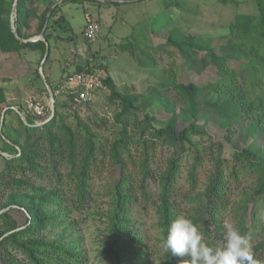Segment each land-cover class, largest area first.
<instances>
[{"label": "rangeland", "instance_id": "rangeland-1", "mask_svg": "<svg viewBox=\"0 0 264 264\" xmlns=\"http://www.w3.org/2000/svg\"><path fill=\"white\" fill-rule=\"evenodd\" d=\"M55 2L59 6L58 12L65 18V25L64 29L58 26L54 28L53 33L58 36L52 41L50 57L43 66L40 67L43 56L40 58L38 51L24 49L19 55L0 51V87L5 98L0 106V170L5 156H13L14 150L6 147L4 141L18 130L17 111L23 105L24 98L34 95L40 100L45 107L46 118L51 114L49 93L54 95L58 101L57 109L62 117V125L78 131L79 142L82 136L92 135L96 144V161L89 173L88 201L80 211H72L71 219L78 224L73 234L87 256L86 264H105L106 252H103L105 246L101 231L106 223L105 215L111 207V188L116 173L107 151L108 144L119 136L122 127L114 121L120 109L119 101L108 99L109 90L105 85L94 92L87 103L81 105H71L67 96L57 92V86L67 74L73 72L77 64L89 61L94 65V73L99 79L108 75L121 92L135 97L134 104L138 111L125 121L130 138L128 150L135 159L128 160L127 169L132 173V181L136 186L134 192L139 202L129 203L128 218L135 225L136 234L149 249L150 255L145 260L151 264H160L161 229L157 223L156 196L160 187L159 175L166 170L167 162L175 151H180L181 159L173 199L179 206V215L184 216L189 214L188 197L192 191L187 179L190 167L195 165L193 193H196L204 188L219 160H222V171L225 174L229 172L232 164L231 149L234 147L240 149L250 145L257 158H264V135L247 137L244 133V125L250 118H243L245 122L242 124L232 116V120L227 123V114L232 115L236 105L231 106L225 98L218 99L215 92L207 91L206 88L217 80L212 64L199 59L201 52H198L195 60L186 58L167 45L165 38L169 30L177 28L184 34H192L202 42L208 41L215 45L228 32L235 14L257 13V0H54L53 4ZM38 4L41 9L43 5ZM90 21L99 25V31L92 41L86 40L83 35L84 26ZM31 39H36V36ZM125 42L132 44V48L129 49L128 44L126 47L121 45ZM147 53L155 58L156 65H140L142 61L151 62ZM226 58L231 66H238L237 62H232L237 58ZM244 61L240 59V62ZM173 80L195 82L199 87H205L203 92H207L197 96L204 105L197 110L196 118H191L189 108L171 86ZM244 90L250 92L247 87ZM254 96L255 91L249 98ZM7 107L9 110L5 112L4 108ZM145 120L154 128L173 126L177 133L193 122L198 129H204L205 133L189 134V141L183 145L168 146L155 140L152 141L155 144L151 145V137L144 132L147 129ZM226 139H230L229 143ZM219 140L222 141V155L216 149ZM147 146L150 149H146ZM142 150L148 152L151 177L143 184V189L149 198H144L138 187V161H141ZM195 155L199 157V162H195ZM45 167V176L33 178V182L47 189H57L70 198L74 186L68 176V163L63 161L57 164L59 180L47 174L48 164ZM239 173L241 175L236 179L237 182L230 184V205L220 217L223 233L225 224L235 226L236 214L231 209L232 205L236 206L250 193L253 178ZM62 228L44 230L42 235L48 239L56 238ZM70 230L71 227L65 231L66 236ZM221 241H218L217 246ZM254 261L255 264H264V254L254 258Z\"/></svg>", "mask_w": 264, "mask_h": 264}, {"label": "trees", "instance_id": "trees-1", "mask_svg": "<svg viewBox=\"0 0 264 264\" xmlns=\"http://www.w3.org/2000/svg\"><path fill=\"white\" fill-rule=\"evenodd\" d=\"M12 2L13 0H0V51L19 55L22 50L29 49L40 52L41 58L45 49L42 39L23 41L11 31L9 16ZM53 2L54 0H17L14 12L15 31L21 39L42 33L48 42L49 51L42 66L50 57L52 41L58 36L53 33L54 28L58 26L64 29L65 25V18L58 12L59 6L55 4L51 7ZM38 3L43 5L41 9ZM165 43L186 58L195 60L198 52H201L199 59L210 62L213 73L217 75V80L212 82L211 87L206 88L207 91L215 92L218 99L225 98L231 106L236 105L235 112L232 115L227 114L226 122L232 120V116L242 124L245 122L243 118H250L244 125L246 136L264 135V0H257L255 14H235L228 26V32L222 35L215 45L208 41L202 42L192 34H184L177 28L169 30ZM127 44L131 49L132 44L129 42L121 43L125 47ZM147 54L151 62L142 61L140 65H156L155 58L150 53ZM228 56L237 58L232 60L238 63L237 67L231 66V62L226 58ZM240 59L245 61L240 62ZM82 71L94 73V65L86 61L77 64L73 70ZM101 80L109 90L108 99L119 101L120 109L115 114L114 121L122 125L119 136L110 141L107 151L110 164L116 173L111 188V207L105 215L106 223L101 231L105 246L103 252H106L105 264H151L145 260L150 255L149 249L136 234L135 225L129 220L127 209L129 203L139 202L134 192L136 186L132 181V173L127 169L128 160L135 159L130 156L128 150L130 138L125 121L138 111L134 104L135 97L121 92L108 75L102 76ZM171 86L184 100L191 112V118H196L197 110L204 105L197 96L207 92H203L205 87H199L195 82L174 80ZM246 87L249 93L244 90ZM253 91L255 96L249 98ZM4 101L0 87V106ZM57 102L53 95V113L41 125H33L31 117L22 121L18 116V130L4 141L6 147L13 149L14 153L13 156H5L4 165L0 170V264L87 263V256L80 249L78 239L73 234L78 224L76 220L71 219V214L72 211H80L88 201L89 173L92 172L91 166L96 161V144L92 135H81L82 140L79 142L78 131L62 125ZM87 102L88 100L78 105ZM22 107L23 105L19 110ZM211 108L214 109L212 106ZM8 110L7 107L5 112ZM144 123L147 127L144 132L152 139L151 145L155 144L152 142L154 140L168 146L183 145L185 141H189V134L205 133L204 129H198L193 122L184 126L178 133L170 125L154 128L146 120ZM226 140L229 143L230 139ZM216 146L219 155H222V141L219 140ZM148 148L150 149L149 146L146 147ZM142 151L141 161H138V187L142 196L149 198L143 189V184L151 177L148 170V152ZM231 154L232 164L229 172L225 174L222 171V160H219L215 163L204 188L199 192L193 193L195 165L188 169L187 179L192 191L189 197L187 196L189 214H186V217L194 222L207 244L217 246L223 235L220 217L230 205V184L237 182L236 179L241 175L239 172L248 174L253 178L250 193L236 206L232 205L231 209L236 214L234 227L247 234L251 241L253 258H259L264 254V158H257L250 145L240 149L234 147ZM125 156L127 158H124ZM194 158L195 162H199L197 155ZM180 159V151L176 150L169 158L166 170L159 175L160 187L155 209L157 223L161 229L160 242L166 236L170 221L179 215V206L177 207L173 194ZM63 161L69 165L68 176L74 186V193L70 198L57 189H47L33 182V178L45 176L46 164L50 170H47V174L59 180L57 164ZM259 214L262 215L259 217ZM61 226V234L56 238L48 239L42 235L44 230ZM69 227L71 230L66 236L65 231L69 230ZM159 258L160 264H180L183 259L170 253L164 254L161 248Z\"/></svg>", "mask_w": 264, "mask_h": 264}, {"label": "clouds", "instance_id": "clouds-1", "mask_svg": "<svg viewBox=\"0 0 264 264\" xmlns=\"http://www.w3.org/2000/svg\"><path fill=\"white\" fill-rule=\"evenodd\" d=\"M224 229L219 246H210L190 218L178 215L168 224L160 248L164 254L187 257L180 264H255L247 234L232 224H225Z\"/></svg>", "mask_w": 264, "mask_h": 264}, {"label": "built area", "instance_id": "built-area-1", "mask_svg": "<svg viewBox=\"0 0 264 264\" xmlns=\"http://www.w3.org/2000/svg\"><path fill=\"white\" fill-rule=\"evenodd\" d=\"M98 31V23L90 21L86 23L83 35L88 41H92L95 39ZM100 79L95 73L72 72L67 74L64 80L57 86V92L67 96L71 105H78L81 102L89 100L94 92L104 86ZM18 112L24 121L26 117H31L32 124L36 126L43 124L51 115L49 114L45 118V107L34 95H27L24 98L23 107Z\"/></svg>", "mask_w": 264, "mask_h": 264}, {"label": "water", "instance_id": "water-1", "mask_svg": "<svg viewBox=\"0 0 264 264\" xmlns=\"http://www.w3.org/2000/svg\"><path fill=\"white\" fill-rule=\"evenodd\" d=\"M16 1L17 0H13V2H12V6H11V10H10V28H11V31L14 33V35H15V37H17L18 39H20V40H23V41H27V40H32L33 41V39H31V37L30 38H28V39H21L18 35H17V33H16V31H15V27H14V21H13V19H14V12H15V8H16ZM56 4V2L51 6V7H53L54 5ZM37 39H42L44 42H45V49H44V54H43V58H42V60L40 61V67L42 66V63H43V61L46 59V57H47V54H48V51H49V46H48V42L45 40V38L43 37V35H42V33H40V34H38V35H36V39H34V40H37ZM41 73V72H40ZM42 77H43V75H42ZM49 107H50V111H51V115H52V113H53V96H52V94L51 93H49ZM4 109H6V108H4ZM3 112H4V110H3ZM18 112V111H17ZM19 113V112H18ZM51 115H50V117H51ZM19 116H20V119L22 120V121H24V119H23V117L19 114ZM49 117V118H50ZM48 118V119H49ZM47 119V120H48ZM46 120V121H47ZM45 121V122H46ZM1 122H2V118H0V125H1Z\"/></svg>", "mask_w": 264, "mask_h": 264}]
</instances>
